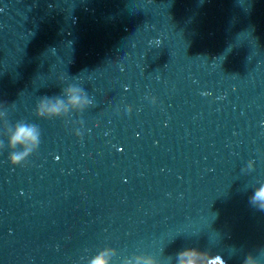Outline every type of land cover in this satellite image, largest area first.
Masks as SVG:
<instances>
[{
  "label": "water",
  "instance_id": "1",
  "mask_svg": "<svg viewBox=\"0 0 264 264\" xmlns=\"http://www.w3.org/2000/svg\"><path fill=\"white\" fill-rule=\"evenodd\" d=\"M69 85L82 108L35 116ZM260 183L264 0H0V264H264Z\"/></svg>",
  "mask_w": 264,
  "mask_h": 264
},
{
  "label": "clouds",
  "instance_id": "2",
  "mask_svg": "<svg viewBox=\"0 0 264 264\" xmlns=\"http://www.w3.org/2000/svg\"><path fill=\"white\" fill-rule=\"evenodd\" d=\"M82 90L74 85L63 88L58 95L44 96L35 105L34 114L37 118H59L66 111L65 103L74 108H82L85 100L81 98ZM66 97V101L61 99ZM41 142V130L37 124L18 121L10 126L7 137L9 148L8 161L11 165H20L30 153L35 151ZM249 202L261 211H264V183L255 187ZM112 250L103 249L94 255L89 264H111ZM176 264H226V261L210 251H201L197 248H184L175 253ZM131 264V262H129ZM135 264H156L151 257L137 256ZM241 264H259L258 257L248 253Z\"/></svg>",
  "mask_w": 264,
  "mask_h": 264
}]
</instances>
